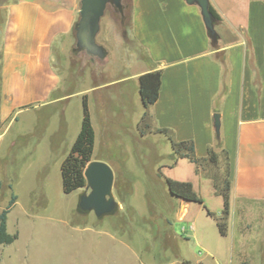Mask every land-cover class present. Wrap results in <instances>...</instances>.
Returning <instances> with one entry per match:
<instances>
[{
    "label": "crops",
    "instance_id": "crops-1",
    "mask_svg": "<svg viewBox=\"0 0 264 264\" xmlns=\"http://www.w3.org/2000/svg\"><path fill=\"white\" fill-rule=\"evenodd\" d=\"M209 3L220 16L214 25L215 42L197 5L184 0H130L128 44L136 49L135 54L117 70L105 67L104 81L90 87L92 92L118 89V94L111 93L114 100L102 98L104 109L108 101L126 94L120 103L122 110L112 115L123 117L126 104L133 102L135 131L140 137L145 131L167 140L156 132L167 129L176 142L193 141L197 157H207L209 149L218 155V161L223 156L231 183L228 221L232 219L234 228L242 225L250 233L259 228V218L264 230V0ZM79 5L80 0H13L4 6L0 19V125L11 128L23 113L71 99L72 93H60L53 62L75 42L73 27ZM156 70H161L159 97L145 108L139 76ZM215 114L219 116L218 130ZM39 129L36 136L32 124L15 134L9 146L34 150L41 147L42 139H48L46 148L54 151L63 144L64 124L50 132L49 138ZM183 160L187 159H177L167 169L173 170ZM194 175L212 184L201 172L194 170ZM179 200L186 218L190 203ZM260 242L264 245V237Z\"/></svg>",
    "mask_w": 264,
    "mask_h": 264
},
{
    "label": "rangeland",
    "instance_id": "rangeland-1",
    "mask_svg": "<svg viewBox=\"0 0 264 264\" xmlns=\"http://www.w3.org/2000/svg\"><path fill=\"white\" fill-rule=\"evenodd\" d=\"M12 1L0 0V19L4 6ZM125 3L124 21L111 5L101 19L96 41L108 52L103 61H92L84 53L73 54L75 42L54 59L60 93H72L71 99L23 113L11 128L6 123L0 125V211L15 194V205L7 216V231L18 234L12 244L0 247V264H264L261 218L257 220L259 228L256 226L250 233L242 225L234 228L232 219L228 221L227 236L218 233L214 217L221 213L223 203L213 191L212 179L223 178L225 158L222 156L217 166L205 165L201 171L211 179V185L195 177V166L188 160L168 170L167 165L173 161L169 142L145 131L144 137L139 136L133 102L126 104L128 111L123 117L112 115L122 110L120 103L126 100V94L108 101L104 109L102 98L114 100L111 93L118 94V89L92 92L90 86L104 81L105 67L117 70L119 64H128L131 53L135 54L136 49L128 44L130 0ZM84 94H88L96 134L91 161L107 164L114 173L112 191L118 208L102 218L93 212H77L84 188L64 194L61 187L60 164L80 125ZM32 124L36 136L41 128L42 135L48 138L50 132L64 124L63 144L54 151L46 148L48 139H42L41 147L34 150L10 147L15 134ZM165 177L192 182L214 217L207 215L202 205L190 203L184 218L181 202L169 194Z\"/></svg>",
    "mask_w": 264,
    "mask_h": 264
},
{
    "label": "trees",
    "instance_id": "trees-1",
    "mask_svg": "<svg viewBox=\"0 0 264 264\" xmlns=\"http://www.w3.org/2000/svg\"><path fill=\"white\" fill-rule=\"evenodd\" d=\"M123 14L126 9L125 0L122 1ZM215 22L220 21V16L215 9L209 4ZM125 18L123 19V21ZM76 23V22H75ZM125 25V22H122ZM75 26V24H74ZM73 34H75L73 27ZM162 79L161 70L150 71L139 76V94L142 104L145 108L154 104L161 89ZM146 115L142 117V122ZM157 133L163 134L170 142L173 151L172 167L177 159H187L195 166V173H200L205 169V165H218V155L213 150H208V155L205 158L197 157L195 154L194 143L191 140L176 142L172 139L167 129H158ZM95 143V131L91 120V115L88 107L87 95L82 96V119L80 130L72 143L68 154L65 156L60 165L61 187L64 194H70L73 191L82 189L86 186L84 170L86 165L91 161ZM224 176L220 181L214 177L213 188L215 193L222 198L223 208L218 217L206 208L203 199L197 194L190 181H178L171 178H164L167 190L176 198L189 203H198L206 210L207 215L214 217L218 232L221 236H226L228 233V218L230 214V188L229 180V164L225 160ZM1 187V181H0ZM10 189L12 186H8ZM16 195L11 194L6 206L0 211V247L12 244L17 238V232L11 234L7 231V216L16 202ZM181 264H203L201 262L191 263L182 261Z\"/></svg>",
    "mask_w": 264,
    "mask_h": 264
},
{
    "label": "water",
    "instance_id": "water-1",
    "mask_svg": "<svg viewBox=\"0 0 264 264\" xmlns=\"http://www.w3.org/2000/svg\"><path fill=\"white\" fill-rule=\"evenodd\" d=\"M122 1L80 0L78 18L74 26L75 44L72 48L73 54L84 53L92 61L96 59L103 61L106 58V49L96 41L100 31V22L108 5H111L123 20ZM184 1L189 5H197L199 7L208 35L215 42L217 33L214 28L215 20L209 11V0ZM214 124L218 130V114L214 115ZM84 177L86 186L84 187V192L79 196L76 206L77 212L80 214L93 212L97 218L115 213L118 204L112 191L114 173L110 167L103 162L90 161L85 167ZM169 194L173 196L170 192Z\"/></svg>",
    "mask_w": 264,
    "mask_h": 264
},
{
    "label": "flooded vegetation",
    "instance_id": "flooded-vegetation-1",
    "mask_svg": "<svg viewBox=\"0 0 264 264\" xmlns=\"http://www.w3.org/2000/svg\"><path fill=\"white\" fill-rule=\"evenodd\" d=\"M127 7V6H126Z\"/></svg>",
    "mask_w": 264,
    "mask_h": 264
}]
</instances>
